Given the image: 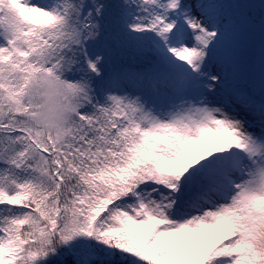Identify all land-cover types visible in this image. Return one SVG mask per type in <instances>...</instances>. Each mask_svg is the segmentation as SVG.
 <instances>
[{"label": "snow or ice", "instance_id": "obj_1", "mask_svg": "<svg viewBox=\"0 0 264 264\" xmlns=\"http://www.w3.org/2000/svg\"><path fill=\"white\" fill-rule=\"evenodd\" d=\"M0 264H264V0H0Z\"/></svg>", "mask_w": 264, "mask_h": 264}]
</instances>
